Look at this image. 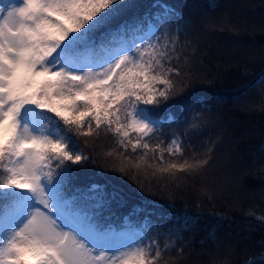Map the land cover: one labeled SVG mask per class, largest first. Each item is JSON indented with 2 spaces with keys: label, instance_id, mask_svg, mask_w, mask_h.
Listing matches in <instances>:
<instances>
[{
  "label": "snow or ice",
  "instance_id": "1",
  "mask_svg": "<svg viewBox=\"0 0 264 264\" xmlns=\"http://www.w3.org/2000/svg\"><path fill=\"white\" fill-rule=\"evenodd\" d=\"M239 23L210 20L204 33L250 26ZM186 24L166 0L0 6V264H172L170 249L183 255L172 248L176 233L147 217L116 225L113 209L133 190L85 181L81 170L102 176L95 148L110 139L105 169L142 194L199 178L210 196L215 142L193 143L210 107L181 120L168 111L169 101L211 83L208 46ZM251 27L264 32V23Z\"/></svg>",
  "mask_w": 264,
  "mask_h": 264
},
{
  "label": "trees",
  "instance_id": "2",
  "mask_svg": "<svg viewBox=\"0 0 264 264\" xmlns=\"http://www.w3.org/2000/svg\"><path fill=\"white\" fill-rule=\"evenodd\" d=\"M149 4L152 0H140ZM176 7L187 24L185 30L201 36L207 45L206 72L211 83L197 84L184 95L169 101L168 111L177 120L207 104L210 122L193 141H214L213 167L208 174L209 195H202V181H183L171 190H146L142 194L126 180L107 171L104 152L110 139L98 142L97 169L81 170L88 178L127 186L134 195L127 205L114 208L116 225L125 217L143 224L146 217L172 230V264H264V32H253L251 24L264 23V0H166ZM248 21L246 31H212L205 34L208 21ZM162 117L165 108L159 109ZM173 127H177L173 125ZM187 125L177 127L182 131ZM92 150L91 146L89 149ZM140 209H143L140 211ZM185 217L191 218L185 228ZM163 245V240L161 241Z\"/></svg>",
  "mask_w": 264,
  "mask_h": 264
},
{
  "label": "rangeland",
  "instance_id": "3",
  "mask_svg": "<svg viewBox=\"0 0 264 264\" xmlns=\"http://www.w3.org/2000/svg\"><path fill=\"white\" fill-rule=\"evenodd\" d=\"M5 3V0H0V6H2Z\"/></svg>",
  "mask_w": 264,
  "mask_h": 264
}]
</instances>
